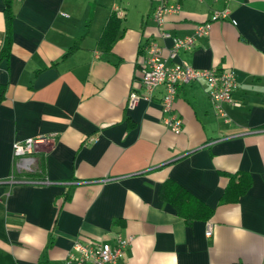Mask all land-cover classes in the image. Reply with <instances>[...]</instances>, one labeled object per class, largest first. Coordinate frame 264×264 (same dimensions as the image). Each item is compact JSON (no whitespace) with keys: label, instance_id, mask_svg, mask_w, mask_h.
I'll use <instances>...</instances> for the list:
<instances>
[{"label":"crops","instance_id":"crops-1","mask_svg":"<svg viewBox=\"0 0 264 264\" xmlns=\"http://www.w3.org/2000/svg\"><path fill=\"white\" fill-rule=\"evenodd\" d=\"M160 1L180 5L161 26ZM115 8V39L102 46ZM3 9L0 0V50ZM213 9L227 18L176 60L234 70L239 105H223L228 121L203 80L177 87L180 133L163 123V86L127 107L131 92L144 94V45L155 41L170 63L171 37L192 34ZM11 10L0 57V264H65L75 241L118 235L131 242L116 264H264V0H13ZM45 137L33 172L13 174L14 144ZM242 173L250 186L234 200L224 193ZM165 181L210 217L178 215L160 196Z\"/></svg>","mask_w":264,"mask_h":264},{"label":"built area","instance_id":"built-area-1","mask_svg":"<svg viewBox=\"0 0 264 264\" xmlns=\"http://www.w3.org/2000/svg\"><path fill=\"white\" fill-rule=\"evenodd\" d=\"M214 1V0H213ZM178 3L160 1L154 8L152 16L159 26L162 25L165 17L171 13L178 12ZM114 13L117 17H122L123 13L115 8ZM227 9H213L209 13L208 19L196 25L193 33L184 37H171L172 45L168 51L170 63L166 62L161 56V49L158 44L150 40L144 45V59L142 62V87L144 94L131 92L127 98V107H134L140 99L149 101L152 99L153 90L158 86H163L164 93L161 98V108L164 113L163 123L173 132L180 133L182 130V120L174 110V100L179 84L191 81L203 80L207 85V94L212 107L216 113L223 116L225 121L228 117L223 105L230 103L239 105L232 98V93L236 88L235 72L233 69H197L176 60L179 51L191 50L194 46L196 37L208 34L210 24L216 20L227 18ZM164 37H170L163 32ZM49 138L27 139L23 143H15L13 147L14 173L25 175L33 172L34 159L31 156L35 147L39 143L49 142ZM13 174L11 179H13ZM46 182V181H41ZM211 234V224H206L205 235ZM131 242L130 237L116 236L113 244L99 241L81 243L75 241L68 252L65 264H116L123 257L126 249Z\"/></svg>","mask_w":264,"mask_h":264},{"label":"trees","instance_id":"trees-1","mask_svg":"<svg viewBox=\"0 0 264 264\" xmlns=\"http://www.w3.org/2000/svg\"><path fill=\"white\" fill-rule=\"evenodd\" d=\"M13 0H3L4 2V18L6 23V34L3 40V44L0 50V57H5L9 53L11 40H10V22L12 19L11 4ZM120 18L113 12L108 20V23L103 31L100 39V44L103 46L110 47L111 42L115 39L114 32L118 28ZM4 86L0 85V102L3 98ZM42 179V177H40ZM237 181V182H236ZM235 177H230V182L225 190V195L232 194V199L236 200L242 195L250 186V178L246 173L239 175L237 180ZM160 196L162 199L169 201L175 208L178 215L183 216L185 220H191L194 218L207 219L210 217V210L206 209L198 200L184 191L180 186L165 181L161 185ZM226 197V196H224Z\"/></svg>","mask_w":264,"mask_h":264}]
</instances>
